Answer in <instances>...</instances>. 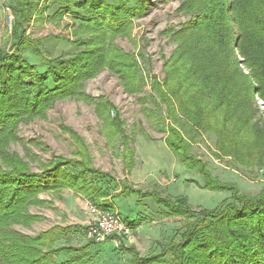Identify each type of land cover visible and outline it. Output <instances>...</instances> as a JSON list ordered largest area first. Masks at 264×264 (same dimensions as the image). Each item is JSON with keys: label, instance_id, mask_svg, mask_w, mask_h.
Instances as JSON below:
<instances>
[{"label": "trees", "instance_id": "trees-1", "mask_svg": "<svg viewBox=\"0 0 264 264\" xmlns=\"http://www.w3.org/2000/svg\"><path fill=\"white\" fill-rule=\"evenodd\" d=\"M134 2L136 6L131 5ZM17 4L22 14L29 3L18 0ZM73 4L80 12L85 34L93 38L75 45L78 52L69 54V59H47L22 37L16 43L21 46L19 54L0 52V264H97L93 259L85 261L90 256L87 252L97 245L94 242L79 248L58 246L69 240L71 227L56 226L37 236L13 229L28 228L39 219L29 208L47 204L41 194H61L69 189L102 210L113 209L106 201L110 177L92 169L88 148L74 133L76 156L81 159L55 157L41 165L39 172L32 171L30 161L9 151L11 144L21 141L17 134L21 124L45 119L57 102L67 99L95 106L111 145L119 136L127 140L123 124L110 116L113 105L103 98L95 102L83 89L107 69L119 79L126 94L142 92L145 77L140 64L114 41L127 36L129 20L136 14L141 17L147 4L143 0ZM111 8L121 13L117 16ZM184 8L195 17L177 32H169L177 47L164 61V78L153 84L166 110L167 124L160 130L183 166L210 181L206 188L232 190L233 198L217 211L197 212L183 200L124 185L119 196L137 197L138 204L151 199L162 216L182 218L187 224L160 253L142 257L134 247L121 246V250L132 254V264H264V193L253 198L237 186H221L215 181L206 165L189 154L191 144L183 123L199 136H215L217 157L245 167L256 165L257 157L258 165L264 164V122L254 101L257 95L264 105V0H189ZM105 19L110 22L102 27ZM21 24L16 23L15 28L24 36ZM81 48L84 51L79 52ZM28 52L40 57V66L25 58L23 54ZM143 221L131 224L136 227Z\"/></svg>", "mask_w": 264, "mask_h": 264}, {"label": "rangeland", "instance_id": "rangeland-1", "mask_svg": "<svg viewBox=\"0 0 264 264\" xmlns=\"http://www.w3.org/2000/svg\"><path fill=\"white\" fill-rule=\"evenodd\" d=\"M25 1L29 4L24 7L25 12L19 14L18 0H0V52L11 56L19 54L21 46H16V43L17 38L22 37L30 43V48L37 47L47 59H69V54L78 52L75 45L81 46L84 41L93 38L92 34H85L79 10L72 5L82 0ZM105 1L114 4L124 0ZM143 1L147 4L146 12L139 18L137 14L131 18L127 36H119L114 41L118 48L140 64L145 77L142 92L134 96L126 94L119 79L107 69L86 82L83 89L95 102H101L103 98L113 105L110 116L116 123L123 124L127 140L119 136L111 145L95 106L67 99L57 102L45 119L21 124L17 129L21 141L9 148L10 152H16L25 161H30L33 172H39L41 165L48 164L55 157L65 161L81 159L76 156L78 145L71 135L74 133L87 146L92 169L110 177L111 187L106 201L112 205V212H119L132 229V235L121 239L119 245L118 240L113 239L92 246L87 252L90 256L86 257V262L93 259L97 264H132V254L122 252L121 246L136 248L142 257L160 253L162 247L169 244L187 224L182 218L162 216L160 207L151 199L146 198L138 204L137 197L119 196L124 185L134 186L143 192L156 191L173 201L183 200L189 209L197 212L217 211L233 198L232 190L206 188L210 181L183 166L178 156L167 147V135L160 130L167 124L164 120L166 110L153 90V84L156 79L160 81L164 78V61L177 47L169 32H177L195 17L184 8L189 0ZM131 5L136 6V3ZM113 11L117 16L121 13L116 8ZM19 22L25 31L24 36L20 35L21 29L15 28ZM109 22L103 20L102 27ZM75 32L79 36H75ZM23 55L31 64L41 65L39 56L30 52ZM254 101L261 111L259 119L264 122V105L257 95ZM144 108L148 110L143 111ZM147 115L156 118H148ZM183 123L191 144L189 154L206 165L215 181L221 186H237L242 194L253 198L264 193V164L258 165L257 157L253 167L233 164L230 158H219L215 136H199L190 125ZM34 157L38 160L35 161ZM39 197L47 204L29 208V212L39 219L28 228L13 226L14 230L37 236L56 226L71 227L69 240L58 246L79 248L92 242L86 235L90 219L88 200L69 189L61 194L45 193ZM104 201L101 200V203ZM140 219L145 220L141 225L135 227L131 224Z\"/></svg>", "mask_w": 264, "mask_h": 264}, {"label": "built area", "instance_id": "built-area-1", "mask_svg": "<svg viewBox=\"0 0 264 264\" xmlns=\"http://www.w3.org/2000/svg\"><path fill=\"white\" fill-rule=\"evenodd\" d=\"M90 219L87 223L86 235L97 245L107 243L109 240L129 238L132 229L125 223L117 212L102 210L91 202L87 203Z\"/></svg>", "mask_w": 264, "mask_h": 264}, {"label": "crops", "instance_id": "crops-1", "mask_svg": "<svg viewBox=\"0 0 264 264\" xmlns=\"http://www.w3.org/2000/svg\"><path fill=\"white\" fill-rule=\"evenodd\" d=\"M134 187V186H133ZM135 189H137L136 187H134ZM117 213H119V212H117Z\"/></svg>", "mask_w": 264, "mask_h": 264}]
</instances>
